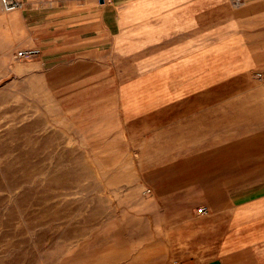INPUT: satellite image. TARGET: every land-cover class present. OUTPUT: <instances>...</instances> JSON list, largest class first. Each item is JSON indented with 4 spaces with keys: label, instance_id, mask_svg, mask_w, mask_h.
Listing matches in <instances>:
<instances>
[{
    "label": "crops",
    "instance_id": "crops-1",
    "mask_svg": "<svg viewBox=\"0 0 264 264\" xmlns=\"http://www.w3.org/2000/svg\"><path fill=\"white\" fill-rule=\"evenodd\" d=\"M28 5L31 76L69 133L131 159L165 216L190 211L186 264H264V102L231 100L264 77V0Z\"/></svg>",
    "mask_w": 264,
    "mask_h": 264
},
{
    "label": "rangeland",
    "instance_id": "rangeland-1",
    "mask_svg": "<svg viewBox=\"0 0 264 264\" xmlns=\"http://www.w3.org/2000/svg\"><path fill=\"white\" fill-rule=\"evenodd\" d=\"M23 1L8 13L0 5V264H186L190 211L165 216L159 191L136 186L131 159L101 156L69 133L46 79L31 76L38 57L17 58L30 41L21 12L48 2ZM255 77L231 100L264 102V77Z\"/></svg>",
    "mask_w": 264,
    "mask_h": 264
},
{
    "label": "built area",
    "instance_id": "built-area-1",
    "mask_svg": "<svg viewBox=\"0 0 264 264\" xmlns=\"http://www.w3.org/2000/svg\"><path fill=\"white\" fill-rule=\"evenodd\" d=\"M236 4L243 3L245 0H234ZM1 8L4 12H13L16 10L24 9L26 6V3L23 0H0ZM40 54V51L35 48L31 49H25V50H19L17 52V58L19 59H33L35 57H38ZM258 77H261V73L256 74ZM199 212L202 214L206 213V208L201 207L199 208Z\"/></svg>",
    "mask_w": 264,
    "mask_h": 264
},
{
    "label": "bare ground",
    "instance_id": "bare-ground-1",
    "mask_svg": "<svg viewBox=\"0 0 264 264\" xmlns=\"http://www.w3.org/2000/svg\"><path fill=\"white\" fill-rule=\"evenodd\" d=\"M16 15H18V14H15L14 16H16Z\"/></svg>",
    "mask_w": 264,
    "mask_h": 264
}]
</instances>
